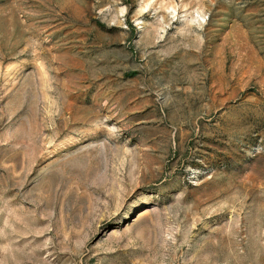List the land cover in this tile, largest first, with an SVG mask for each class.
<instances>
[{
  "label": "rangeland",
  "instance_id": "1",
  "mask_svg": "<svg viewBox=\"0 0 264 264\" xmlns=\"http://www.w3.org/2000/svg\"><path fill=\"white\" fill-rule=\"evenodd\" d=\"M0 264H264V0H0Z\"/></svg>",
  "mask_w": 264,
  "mask_h": 264
}]
</instances>
